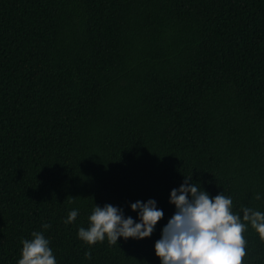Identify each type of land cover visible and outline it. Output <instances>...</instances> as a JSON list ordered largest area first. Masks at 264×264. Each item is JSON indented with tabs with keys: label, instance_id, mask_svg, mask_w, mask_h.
<instances>
[{
	"label": "trees",
	"instance_id": "1",
	"mask_svg": "<svg viewBox=\"0 0 264 264\" xmlns=\"http://www.w3.org/2000/svg\"><path fill=\"white\" fill-rule=\"evenodd\" d=\"M190 176L264 213V0H0V264L34 231L57 264H160ZM149 199L150 237L78 238L94 205L139 222ZM244 236L243 264H264Z\"/></svg>",
	"mask_w": 264,
	"mask_h": 264
},
{
	"label": "clouds",
	"instance_id": "2",
	"mask_svg": "<svg viewBox=\"0 0 264 264\" xmlns=\"http://www.w3.org/2000/svg\"><path fill=\"white\" fill-rule=\"evenodd\" d=\"M256 199H260L259 194ZM169 203L175 206V212L154 245L160 264H243L248 226L264 240V213L248 207L241 209L242 217L233 213L231 197L221 193L210 196L198 182L191 181V176L171 190ZM130 209L137 212L139 222L130 216L125 218L115 206L94 205L89 226L79 228L78 238L89 246L105 239L109 245H117L118 238L145 239L164 216L152 199L136 201ZM77 216L78 210H72L64 222L72 223ZM50 227L48 223L42 225L45 230ZM49 243L42 232H32L30 239L21 241L17 264H57ZM85 258H92L90 251L85 252Z\"/></svg>",
	"mask_w": 264,
	"mask_h": 264
}]
</instances>
